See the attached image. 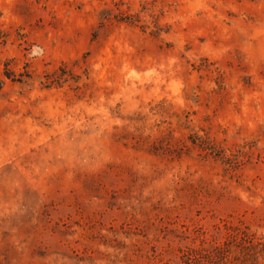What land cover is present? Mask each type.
<instances>
[{"label": "rangeland", "instance_id": "374dc122", "mask_svg": "<svg viewBox=\"0 0 264 264\" xmlns=\"http://www.w3.org/2000/svg\"><path fill=\"white\" fill-rule=\"evenodd\" d=\"M0 264H264V0H0Z\"/></svg>", "mask_w": 264, "mask_h": 264}]
</instances>
